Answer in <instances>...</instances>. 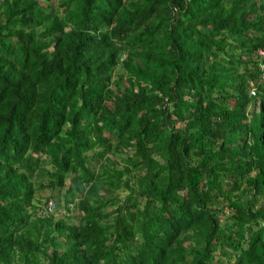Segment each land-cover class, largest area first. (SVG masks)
I'll list each match as a JSON object with an SVG mask.
<instances>
[{
	"label": "trees",
	"instance_id": "1",
	"mask_svg": "<svg viewBox=\"0 0 264 264\" xmlns=\"http://www.w3.org/2000/svg\"><path fill=\"white\" fill-rule=\"evenodd\" d=\"M218 263L264 264V0H0V264Z\"/></svg>",
	"mask_w": 264,
	"mask_h": 264
},
{
	"label": "rangeland",
	"instance_id": "2",
	"mask_svg": "<svg viewBox=\"0 0 264 264\" xmlns=\"http://www.w3.org/2000/svg\"><path fill=\"white\" fill-rule=\"evenodd\" d=\"M50 2L51 3H53V0H50ZM115 78V77H114ZM120 167V166H119ZM39 195L43 198V199H45V198H47L48 196H49V192L48 191H43V192H41V193H39ZM60 210H62V209H60ZM63 212V211H62ZM56 213V212H55ZM74 215L75 216H78L79 215V213L78 212H74ZM218 264H221V263H218Z\"/></svg>",
	"mask_w": 264,
	"mask_h": 264
},
{
	"label": "built area",
	"instance_id": "3",
	"mask_svg": "<svg viewBox=\"0 0 264 264\" xmlns=\"http://www.w3.org/2000/svg\"><path fill=\"white\" fill-rule=\"evenodd\" d=\"M48 205H49L50 210H53L54 205L52 203H49Z\"/></svg>",
	"mask_w": 264,
	"mask_h": 264
},
{
	"label": "clouds",
	"instance_id": "4",
	"mask_svg": "<svg viewBox=\"0 0 264 264\" xmlns=\"http://www.w3.org/2000/svg\"><path fill=\"white\" fill-rule=\"evenodd\" d=\"M259 53H260V52H259ZM250 94H251V95H254V92H253V90H251Z\"/></svg>",
	"mask_w": 264,
	"mask_h": 264
}]
</instances>
